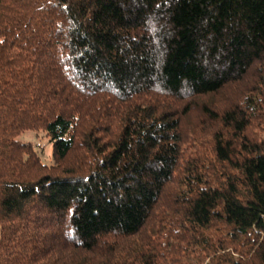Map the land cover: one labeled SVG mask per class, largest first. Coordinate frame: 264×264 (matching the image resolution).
Listing matches in <instances>:
<instances>
[{
  "label": "trees",
  "instance_id": "trees-1",
  "mask_svg": "<svg viewBox=\"0 0 264 264\" xmlns=\"http://www.w3.org/2000/svg\"><path fill=\"white\" fill-rule=\"evenodd\" d=\"M0 264H264V0H0Z\"/></svg>",
  "mask_w": 264,
  "mask_h": 264
},
{
  "label": "rangeland",
  "instance_id": "rangeland-1",
  "mask_svg": "<svg viewBox=\"0 0 264 264\" xmlns=\"http://www.w3.org/2000/svg\"><path fill=\"white\" fill-rule=\"evenodd\" d=\"M19 139L33 143L44 162L48 164L55 163L53 144L44 131L27 130L19 137Z\"/></svg>",
  "mask_w": 264,
  "mask_h": 264
}]
</instances>
